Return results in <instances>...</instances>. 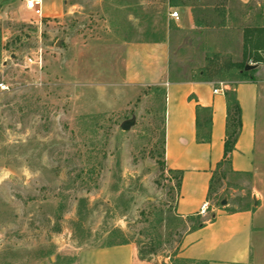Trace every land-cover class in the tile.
<instances>
[{
    "label": "rangeland",
    "instance_id": "rangeland-1",
    "mask_svg": "<svg viewBox=\"0 0 264 264\" xmlns=\"http://www.w3.org/2000/svg\"><path fill=\"white\" fill-rule=\"evenodd\" d=\"M2 10L0 264H79L123 243L151 264H205L179 256L194 222L177 215V179L162 168L164 86L127 81L126 47L168 39L172 79L239 81L233 63L244 29L264 26V0H43L42 17L0 0ZM260 167L255 181L222 166L210 202L261 207L264 261Z\"/></svg>",
    "mask_w": 264,
    "mask_h": 264
},
{
    "label": "crops",
    "instance_id": "crops-1",
    "mask_svg": "<svg viewBox=\"0 0 264 264\" xmlns=\"http://www.w3.org/2000/svg\"><path fill=\"white\" fill-rule=\"evenodd\" d=\"M247 3L249 0H241ZM4 17L3 10L0 18ZM191 18L188 24L192 25ZM168 39L132 42L126 47V78L135 85L159 84L165 89V164L180 175L175 210L179 217L200 214L205 225L190 226L182 237L180 257L205 264H264L260 255L263 233L260 209L227 211L212 205L209 190L213 173L223 160L227 134L226 91L234 89L242 108V128L230 154L234 173L252 174L256 181L264 160V63L257 64L246 80L228 83L207 79L177 80L170 76ZM215 89L219 91L215 92ZM197 106L211 109L209 141L198 140ZM203 118V112L200 111ZM201 118V119H202ZM200 119V120H201ZM203 121V119H202ZM203 126V125H202ZM219 168L218 170H220ZM256 201L264 189L255 183ZM208 202V209L202 206ZM262 205V204H261ZM211 213V221L207 215ZM188 222V221H187ZM79 264H151L141 260L133 243L85 250Z\"/></svg>",
    "mask_w": 264,
    "mask_h": 264
},
{
    "label": "trees",
    "instance_id": "trees-1",
    "mask_svg": "<svg viewBox=\"0 0 264 264\" xmlns=\"http://www.w3.org/2000/svg\"><path fill=\"white\" fill-rule=\"evenodd\" d=\"M178 5L176 2H170V6ZM226 13H223L225 15ZM197 20V25L201 26L202 22ZM244 52H243V59L239 62L233 63L236 69L239 71V75L241 77L240 80H246L248 75L253 71V69L246 70V65L249 63L260 64L264 63V41L260 40V38L264 35V26H250L244 29ZM207 79V78H203ZM233 84V82L231 83ZM226 101H227V111H228V118H227V134L225 139V151L223 160L219 163L217 170L213 173L211 179V185L209 190V197L212 196V192L214 189V184L216 182L219 168H222L225 164L229 165L230 171L233 172L231 169V160L230 154L235 149V145L237 142V138L239 132L242 128V108L239 104V101L236 96V92L234 89H230L226 91ZM200 111L203 112V118L200 116ZM197 113L199 117L197 118V128H198V140L199 141H209L210 140V133H205L202 131L203 127H210L211 125V109L205 108L201 106H197ZM203 121H202V119ZM201 119V120H200ZM203 125V126H202ZM202 128V129H201ZM163 170L166 169L165 161L162 162ZM170 173L174 174L172 177L177 179V187L180 185L181 177L178 174H175L173 170H168ZM223 175L225 172L222 173ZM211 221L214 219V215L208 218ZM206 219L200 214L188 216V222H194L190 225V229H197L205 225Z\"/></svg>",
    "mask_w": 264,
    "mask_h": 264
},
{
    "label": "built area",
    "instance_id": "built-area-1",
    "mask_svg": "<svg viewBox=\"0 0 264 264\" xmlns=\"http://www.w3.org/2000/svg\"><path fill=\"white\" fill-rule=\"evenodd\" d=\"M26 7L27 9L33 10L38 16H43V0H26ZM171 16L173 18L179 17V12L177 10H174L171 12ZM30 62H34L31 58H29ZM219 91V89H215V92ZM209 203L206 202L202 206L203 212H205L208 209Z\"/></svg>",
    "mask_w": 264,
    "mask_h": 264
},
{
    "label": "water",
    "instance_id": "water-1",
    "mask_svg": "<svg viewBox=\"0 0 264 264\" xmlns=\"http://www.w3.org/2000/svg\"><path fill=\"white\" fill-rule=\"evenodd\" d=\"M256 66H257V64H250L249 63V64L246 65L245 68H246V70H250V69L255 68ZM130 125L131 124L129 122H125V123L122 124V128L123 129H128L130 127Z\"/></svg>",
    "mask_w": 264,
    "mask_h": 264
}]
</instances>
